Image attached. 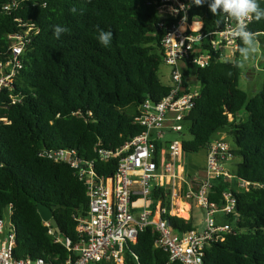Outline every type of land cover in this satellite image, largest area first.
Instances as JSON below:
<instances>
[{
  "label": "trees",
  "instance_id": "1",
  "mask_svg": "<svg viewBox=\"0 0 264 264\" xmlns=\"http://www.w3.org/2000/svg\"><path fill=\"white\" fill-rule=\"evenodd\" d=\"M14 2L17 8L5 9ZM161 2L0 0V61L7 57L10 35L28 27L34 32L14 85L24 96L22 103L10 105L8 93L0 94V119H4L0 122V218L12 205L16 258L60 264L74 256L64 240L79 242L76 218L89 209L86 184L68 164L55 162L46 151L77 149L80 158L95 161L99 177H112L117 159L106 161L98 151L115 152L142 134L144 128L134 120L140 109L146 101L158 103L168 95L170 86L159 76L166 34L160 27ZM258 3L264 8V0ZM188 4L189 21L203 23L204 34L229 24L217 25L218 17L207 4L196 6L193 0ZM56 25L68 29L59 39L53 32ZM200 27L193 25L194 30ZM101 29L113 33L108 47L97 39ZM249 31L264 37V20L253 19ZM232 60L196 70L200 92L185 119L191 138L183 148L192 155L207 151L215 135L227 130L235 144L232 156L241 158L233 176L248 186L241 191L233 186L236 215L227 221H235L234 232L208 247L204 264H264V84L249 97L240 87L241 68ZM228 187L218 180L211 201L220 205ZM159 194L169 204L165 190L158 189L155 195ZM37 204L58 206L53 211L58 236L56 229L49 234ZM169 223L180 232L195 228L192 220L178 217H169ZM158 237L152 228L143 231L136 244L127 245L124 264H182L171 262L169 254L156 247Z\"/></svg>",
  "mask_w": 264,
  "mask_h": 264
},
{
  "label": "built area",
  "instance_id": "2",
  "mask_svg": "<svg viewBox=\"0 0 264 264\" xmlns=\"http://www.w3.org/2000/svg\"><path fill=\"white\" fill-rule=\"evenodd\" d=\"M161 1L159 15L168 21L161 22L160 27L166 32L162 45L164 64L170 68V91L160 102L148 100L140 109L134 120L144 128L142 134L115 152L98 151L106 161L117 159L114 175L99 177L95 161L80 158L77 149L45 153L57 163L68 164L88 187V212L76 218L79 242L73 244L70 238L64 240L74 256L60 264H124L127 245L136 244L139 235L148 228L159 234L155 245L169 254L171 262L204 264L208 247L234 232V227L227 221L236 215L237 209L232 188L241 191L248 186L245 182L235 181L225 168L233 159L232 148L224 139L213 140L206 151L203 173L198 175L183 168V155H186L183 142L187 139L166 142L164 138L165 130L182 137L186 132L185 119L195 108L200 92L196 75L191 77L192 69L207 68L213 62L233 59L241 41L229 35L230 23L222 30L204 34L203 23L189 21L188 0ZM18 6L14 2L5 9L10 11ZM252 22H248V30ZM194 24H201L200 29L194 30ZM32 35L31 27L10 35L7 57L0 61V94L8 93L10 105H18L24 98L16 92L14 85L24 67V55ZM2 121L4 119H0ZM218 180L229 186L222 194L220 205L210 199L216 193ZM158 189L165 190L169 204H164L163 195H155ZM192 203L204 210V230H175L169 217L185 219L180 214L187 205L189 217L185 220H192ZM6 211L8 220L0 218V264H49L43 259L15 257L16 231L11 222L13 206L9 205ZM45 224L50 228L49 234L54 235L51 223Z\"/></svg>",
  "mask_w": 264,
  "mask_h": 264
},
{
  "label": "rangeland",
  "instance_id": "3",
  "mask_svg": "<svg viewBox=\"0 0 264 264\" xmlns=\"http://www.w3.org/2000/svg\"><path fill=\"white\" fill-rule=\"evenodd\" d=\"M256 40H257L256 53L252 54L247 61H243V65L240 66L241 68L240 87L242 90H244L248 94L249 97H253L256 94H258L261 91L263 84H264V46L262 45V41L264 40V37L258 36ZM232 61L235 63L240 62L242 61V57L241 56L234 57ZM182 71L184 72L183 67H182ZM195 75H196V69H192L191 77H195ZM159 76L164 85L171 84L170 68L166 66L164 63L162 64L160 68ZM241 116L245 118L247 114L245 112H242ZM232 120L233 118L230 117V121ZM183 134L184 136L182 137L178 133L165 130L164 141L171 142L174 140H180L182 138L187 139V140L191 138L188 132H184ZM223 134L225 136L224 139L229 144V146L231 148H235V144L231 136L228 134V131L224 130ZM205 156H206V151H202L198 154H193V155L192 154L183 155V166H185V169L189 171L191 162L200 164L204 161ZM240 163H241V158L235 157L231 161L226 163L225 168L228 172L234 175ZM192 204H193L192 222L198 231H202L205 228L204 210L200 207H197L195 203H192ZM180 215L182 216L184 215V217H189L183 212ZM4 219L8 220L7 211L4 212ZM221 221L227 222L223 219ZM234 224H235V221L231 222V225L233 227H234Z\"/></svg>",
  "mask_w": 264,
  "mask_h": 264
},
{
  "label": "clouds",
  "instance_id": "4",
  "mask_svg": "<svg viewBox=\"0 0 264 264\" xmlns=\"http://www.w3.org/2000/svg\"><path fill=\"white\" fill-rule=\"evenodd\" d=\"M193 3L196 6L207 4L213 16L218 17L216 20L217 25L225 22L231 24L229 35L242 42V46L238 49L242 61L237 62V66H242L243 61H247L252 54L256 53V38L260 34L249 31L248 22L253 19L257 22L264 20V8L260 7L258 0H193ZM73 11L75 10L73 9ZM219 17H223V19H219ZM67 31V28L60 25H56L53 29L57 39ZM112 37L113 33L111 31L101 29L97 39L102 46L108 47Z\"/></svg>",
  "mask_w": 264,
  "mask_h": 264
},
{
  "label": "water",
  "instance_id": "5",
  "mask_svg": "<svg viewBox=\"0 0 264 264\" xmlns=\"http://www.w3.org/2000/svg\"><path fill=\"white\" fill-rule=\"evenodd\" d=\"M58 208L54 207V208H49L43 204H37V210L43 220V222H50L52 227L54 229H56L57 232V236L60 233V228H59V224L57 223L54 215H53V211Z\"/></svg>",
  "mask_w": 264,
  "mask_h": 264
},
{
  "label": "crops",
  "instance_id": "6",
  "mask_svg": "<svg viewBox=\"0 0 264 264\" xmlns=\"http://www.w3.org/2000/svg\"><path fill=\"white\" fill-rule=\"evenodd\" d=\"M224 137L225 136H224L223 132H221V133H218V134L215 135L214 140L224 139ZM206 157H207V152H206V156L204 158V161L202 163L198 164V163L191 162L190 170L189 171L186 170L185 169V166H183L184 170H186V171H188L189 173H192V174L201 175L203 173V170H204V167H205V164H206ZM187 212H188V206L187 205H184L183 206V213L186 214V215H188ZM192 212H193V209H192V211L190 213L191 216H192ZM185 219H187V217H185Z\"/></svg>",
  "mask_w": 264,
  "mask_h": 264
},
{
  "label": "bare ground",
  "instance_id": "7",
  "mask_svg": "<svg viewBox=\"0 0 264 264\" xmlns=\"http://www.w3.org/2000/svg\"><path fill=\"white\" fill-rule=\"evenodd\" d=\"M200 29V28H199ZM198 30V29H197Z\"/></svg>",
  "mask_w": 264,
  "mask_h": 264
}]
</instances>
